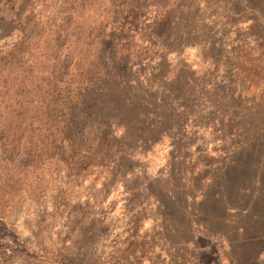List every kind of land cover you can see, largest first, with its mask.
<instances>
[{"label":"rangeland","instance_id":"rangeland-1","mask_svg":"<svg viewBox=\"0 0 264 264\" xmlns=\"http://www.w3.org/2000/svg\"><path fill=\"white\" fill-rule=\"evenodd\" d=\"M0 264H264V0H0Z\"/></svg>","mask_w":264,"mask_h":264}]
</instances>
